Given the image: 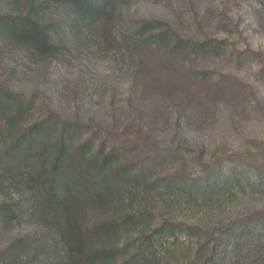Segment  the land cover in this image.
<instances>
[{
    "label": "rangeland",
    "instance_id": "1",
    "mask_svg": "<svg viewBox=\"0 0 264 264\" xmlns=\"http://www.w3.org/2000/svg\"><path fill=\"white\" fill-rule=\"evenodd\" d=\"M31 1L0 0V15L24 17ZM67 1L36 0L33 17L48 28L55 53L0 29V84L33 101L27 123L48 126V150L73 125L71 151L81 155L78 145L90 140L85 153L106 147L115 170L128 164L136 174L149 164L148 179L162 178L153 187L160 214L151 229L166 228L150 264H189L198 238L173 223H264V186L254 182L264 175V0H94L105 6L101 16H83ZM147 20L168 23L171 42L143 35ZM8 133L0 128V204L14 201L22 211L0 223V251L26 234L32 240L0 264H28L35 254V264H74L72 239L47 226L28 176L1 167L10 163ZM126 180L117 196L124 202L132 189ZM227 181L219 195L205 192L207 182ZM86 209L87 221L103 215L93 203ZM113 211L118 217L128 208ZM236 238L234 230L223 235L227 264H264L255 239L237 252ZM46 240L54 246L38 252Z\"/></svg>",
    "mask_w": 264,
    "mask_h": 264
},
{
    "label": "trees",
    "instance_id": "2",
    "mask_svg": "<svg viewBox=\"0 0 264 264\" xmlns=\"http://www.w3.org/2000/svg\"><path fill=\"white\" fill-rule=\"evenodd\" d=\"M67 2L74 5L83 16H101L105 10L103 4L94 0H68ZM36 4V0L29 3V13L24 17L0 15V29L23 42L35 45L44 53H55L54 50L57 47L52 43L48 28L33 17L37 10ZM142 24L141 33L151 34L149 39L152 43L153 40L171 42L169 34H175L164 21L147 20L142 21ZM179 42L183 46L182 44L186 41L180 39ZM196 44L206 46L207 42ZM33 111V101L24 99L20 93L11 91L0 84V115L2 116L0 128L9 132L8 136L11 139V142L6 145L10 163L2 162L1 167H5L4 171L8 175L14 174L20 167L21 176H28L27 191L40 199L38 210L47 226L52 228L57 225V228H61V236L63 235L67 243L69 238L72 239L69 255L70 259L74 260V264H150L154 262L158 258L155 252L156 237L166 228L163 224L151 229L160 214L157 204L159 200L153 193V187L162 178L154 181L148 179L146 170L149 164L136 174L130 172L131 166L128 164L121 165L116 168L118 170H115L112 167L114 154L107 152L106 147L91 154L85 153V146L90 140L78 145L81 155L78 151H71L72 146H69L67 142L69 137L74 136L73 125L70 128L69 126L63 128L60 143L56 149L49 151L48 145L43 141L47 136L48 126L43 125L44 123H27V118H30ZM23 159L28 162L24 167L20 163ZM77 160H80L78 169L75 164ZM122 178H130L126 181L132 188L125 202L121 198L117 199L120 195L119 186L123 182ZM173 178L177 177L174 175L171 179ZM81 179L87 181H80ZM254 182L257 187L264 186V175H259ZM3 184L4 182L0 180V187ZM228 184L229 181L225 184L207 182L205 192L215 197L222 191V186ZM190 193L192 194L191 189ZM192 196L187 197L188 203L193 200ZM92 203L103 210V215L96 217L94 221H87L86 207H90ZM119 204L127 207L128 211L117 217L113 208ZM21 207V204L14 201L0 204V223L16 220L22 211ZM249 220L251 219H237L228 224L214 223L212 226L210 222L190 225L176 222L172 226L185 228L192 235L191 237L198 238L197 247L193 248L192 252L191 249L187 251V256L190 258L189 264H227L224 260L225 256L221 254V246L223 235L228 231H237L234 243L237 252L243 250L245 246H251L253 243L250 244V242L253 239H255L254 247L264 248V223ZM123 235L125 238L121 240ZM31 240V234L24 235L5 250L0 251V258L4 260L9 254L19 253L31 243ZM42 245L38 252L42 253L54 246H51L48 240ZM37 256L35 254L28 264H35Z\"/></svg>",
    "mask_w": 264,
    "mask_h": 264
}]
</instances>
